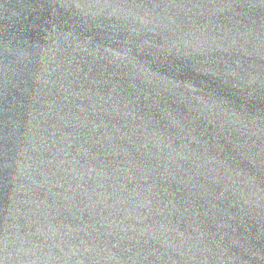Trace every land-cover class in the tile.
I'll list each match as a JSON object with an SVG mask.
<instances>
[{
    "label": "water",
    "instance_id": "1",
    "mask_svg": "<svg viewBox=\"0 0 264 264\" xmlns=\"http://www.w3.org/2000/svg\"><path fill=\"white\" fill-rule=\"evenodd\" d=\"M0 264H264V0H0Z\"/></svg>",
    "mask_w": 264,
    "mask_h": 264
}]
</instances>
